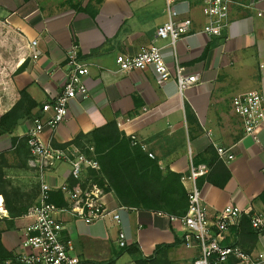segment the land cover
<instances>
[{"label": "crops", "instance_id": "1", "mask_svg": "<svg viewBox=\"0 0 264 264\" xmlns=\"http://www.w3.org/2000/svg\"><path fill=\"white\" fill-rule=\"evenodd\" d=\"M172 1L178 19L192 20L190 33L179 39L175 49L168 40H155L158 27L168 20L167 0H0V116L26 89L37 102L33 113L48 117L51 112L43 106L60 93L67 53L77 44L81 58L91 65L85 78L88 96L70 100L66 120L54 129L46 127L44 142L64 144L115 120L120 130L159 159L162 169L187 173L189 152L195 164L207 165L208 173L197 184L211 214L228 205L247 212L264 210V202L256 199L264 192V122L255 136L247 134L243 119L231 107L238 94L257 90L264 95V17L259 15L264 13V0H232L229 24L219 36L203 31L204 0ZM34 40L37 44L31 46ZM153 41L172 69L177 58L187 73L198 77L184 96L178 94L175 78L160 85L151 68L119 70L118 54L134 55ZM35 53L37 58L32 57ZM33 118L12 135L1 136L0 147L9 135L12 148L11 137L22 138ZM217 147L228 149L234 158L221 159ZM68 169L65 163L58 165L49 182L56 187L75 183ZM25 171L32 179L31 186L22 187L28 211L39 193L34 197L33 170ZM182 184L187 190L189 184ZM105 202L109 210L119 212L120 224L111 216L87 224L62 215L64 233L72 239L82 264L111 261L120 249V231L128 245L137 244L145 257L153 255L157 245L173 244L185 235L182 222L166 214L120 206L112 192ZM239 220L226 232L224 244L240 241L235 232ZM28 222L25 215L3 216L0 258L24 251L23 228ZM187 248L190 261L200 255L198 248ZM262 248L264 239L257 236L251 251ZM130 263L133 259L123 254L113 264Z\"/></svg>", "mask_w": 264, "mask_h": 264}, {"label": "built area", "instance_id": "2", "mask_svg": "<svg viewBox=\"0 0 264 264\" xmlns=\"http://www.w3.org/2000/svg\"><path fill=\"white\" fill-rule=\"evenodd\" d=\"M231 2L232 0L203 1L202 13L206 18L203 31L206 34H222L229 24ZM167 5L168 20L158 27L155 40H168L169 46L175 49L179 39L190 33L192 20L178 19V11L172 0H167ZM259 15L264 17L263 12ZM36 44L35 40L31 42V46ZM32 57L37 58L38 54L35 53ZM116 64L122 72L151 68L160 85L175 78L180 96H184L187 89L198 79L197 76L187 73L177 58L172 69L162 48L156 45L155 41L141 47L134 55L118 54ZM65 66L67 73L60 93L43 106L44 111L51 112L50 115L46 118L35 116L33 126L23 136L30 153L28 165L35 171L39 184L38 199L25 214L29 222L23 228L24 251L12 257L0 258V264H82L72 239L64 233L65 223L62 215L69 214L87 224L103 220L107 216H111L118 224L121 221L119 212L107 208L105 197L108 192L94 178L93 173L100 174L101 170L94 147H55L42 139L46 127L54 129L66 120L71 99L88 96L85 78L91 65L81 58L77 44L68 51ZM231 107L233 112L243 119L245 132L255 136L257 128L264 122V95L257 90L238 94L232 98ZM131 138L135 143H139L134 136ZM141 147L146 150L145 145L142 144ZM217 152L223 160L234 158L224 147H217ZM149 156L154 157L150 152ZM189 158L188 172L181 176V180L189 184L187 213L183 217L170 218L182 222L186 244H194L199 249L200 255L193 264H225L229 260H233L234 264H264V248L247 252L236 243H223L226 232L232 225L237 224L243 214L250 216L252 228L264 239V210L247 212L236 205H228L211 214L204 204L202 192L197 184V180L206 175L209 168L205 164H195L190 152ZM62 163L68 165L69 177L76 182L75 185L62 184L56 187L49 182L51 171ZM56 191L63 194L66 203L64 206H57L51 201L52 194ZM5 215V203L0 197V218ZM117 244L119 247L128 245L124 231L119 232Z\"/></svg>", "mask_w": 264, "mask_h": 264}, {"label": "trees", "instance_id": "3", "mask_svg": "<svg viewBox=\"0 0 264 264\" xmlns=\"http://www.w3.org/2000/svg\"><path fill=\"white\" fill-rule=\"evenodd\" d=\"M23 68L24 64L20 66L19 71ZM36 106L37 102L27 90H21L19 100L0 116V137L6 134L12 135L18 126L37 116L33 113ZM11 143L13 153L21 158L15 167L29 169L27 161L30 153L26 138L12 136ZM54 146L80 148L93 146L101 166L100 174L93 173V175L96 181L105 186L107 192L114 194L120 206L151 210L169 217H183L187 213L188 194L181 181L182 175L168 168L162 169L159 159L150 157L140 144L135 143L130 136L118 128L115 120L87 134L79 133L70 142L54 144ZM11 167L14 165L9 163L6 154L0 153V195L4 198L9 217L16 218L27 213V205L24 204V194L20 188L14 186L7 178L6 170ZM33 185L32 190L36 197L35 193H39V184ZM256 199L264 202V192ZM51 201L57 206L66 204L60 191L52 194ZM235 232L240 241L234 243L240 245L243 250L251 252L256 246L258 234L251 226L249 215L241 216ZM183 244H186L184 237L182 240L177 239L173 244L157 245L153 255L149 257L143 255L137 244H130L120 247L114 258L106 264H113L114 260L123 254L129 255L134 264H177L168 259L167 253ZM225 264H234V261L229 260Z\"/></svg>", "mask_w": 264, "mask_h": 264}, {"label": "rangeland", "instance_id": "4", "mask_svg": "<svg viewBox=\"0 0 264 264\" xmlns=\"http://www.w3.org/2000/svg\"><path fill=\"white\" fill-rule=\"evenodd\" d=\"M0 99H1V97H0ZM1 103H2V101H0V104ZM8 136H6L7 137L6 141L0 147V153H5L9 163L11 165H14V167L8 168L6 175L9 176V177L10 176H21V177H16L17 179L15 177H10V178L7 177V178H9V180H11V182H12V184L14 186L20 188L21 192L24 194L23 198L26 200V198H25L26 194L24 193L25 191L23 190L24 188H22V187H24L26 185L29 186L30 183L32 182V179L28 175H26L27 172L25 171V169L23 170V169L15 167V165L19 164L21 158L13 153V150H12V148L10 146V141L8 139L9 138ZM127 136L132 137L131 135H127ZM27 164H28V161H27ZM28 167H29V165H28ZM29 169H31V168L29 167ZM33 172H34V177H35V178H33V180H35L34 184H36V183H38V181L36 179L35 171H33ZM19 178H21V179H19ZM33 186L34 185L32 184V188H33ZM101 186H103V185H101ZM103 187L105 189V186H103ZM27 200H28V197H27ZM4 203H5V201H4ZM30 206H31V204H30ZM5 208H6V206H5ZM2 218H0V221H2L1 220ZM187 246L188 245L185 244V245L179 246L180 248L176 247V248H174L172 250H169L168 253H167L168 259L170 261H172V262L177 263V264H193L194 260L190 261L189 252L187 251L188 250ZM188 247H190V246H188ZM192 247L197 248L196 246H194V244L192 245ZM198 250L194 249V252H195L196 255L198 254Z\"/></svg>", "mask_w": 264, "mask_h": 264}]
</instances>
